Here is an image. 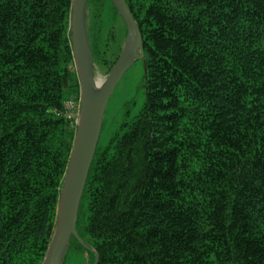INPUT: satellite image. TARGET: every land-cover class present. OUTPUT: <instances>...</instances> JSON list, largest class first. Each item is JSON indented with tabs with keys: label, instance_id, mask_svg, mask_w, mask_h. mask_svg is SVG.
Here are the masks:
<instances>
[{
	"label": "trees",
	"instance_id": "obj_1",
	"mask_svg": "<svg viewBox=\"0 0 264 264\" xmlns=\"http://www.w3.org/2000/svg\"><path fill=\"white\" fill-rule=\"evenodd\" d=\"M71 3L0 0V264H41L54 234L80 93ZM125 3L145 99L97 144L83 244L62 264L68 248L88 264H264V0Z\"/></svg>",
	"mask_w": 264,
	"mask_h": 264
},
{
	"label": "water",
	"instance_id": "obj_2",
	"mask_svg": "<svg viewBox=\"0 0 264 264\" xmlns=\"http://www.w3.org/2000/svg\"><path fill=\"white\" fill-rule=\"evenodd\" d=\"M87 0H72L70 14L73 62L79 81L80 111L68 167L62 183L56 226L41 264H62L71 236L83 244L75 230L79 201L102 127V115L107 99L124 72L143 57V42L139 27L125 0H111L126 27L120 53L104 80L95 88L93 60L86 36Z\"/></svg>",
	"mask_w": 264,
	"mask_h": 264
},
{
	"label": "rangeland",
	"instance_id": "obj_3",
	"mask_svg": "<svg viewBox=\"0 0 264 264\" xmlns=\"http://www.w3.org/2000/svg\"><path fill=\"white\" fill-rule=\"evenodd\" d=\"M85 25L90 27L91 44L95 53L93 79L96 85L106 77L123 45L125 26L110 0H105L96 13L91 6L85 14ZM147 55L135 60L124 72L110 93L102 115V127L98 146L107 144L118 127L132 118L140 110L145 99L144 74ZM112 64V65H111ZM110 66V67H109ZM63 264H88L86 252L68 248Z\"/></svg>",
	"mask_w": 264,
	"mask_h": 264
},
{
	"label": "built area",
	"instance_id": "obj_4",
	"mask_svg": "<svg viewBox=\"0 0 264 264\" xmlns=\"http://www.w3.org/2000/svg\"><path fill=\"white\" fill-rule=\"evenodd\" d=\"M66 109L68 117L71 118L73 123L76 125L80 111V98H77L76 100L67 101Z\"/></svg>",
	"mask_w": 264,
	"mask_h": 264
},
{
	"label": "flooded vegetation",
	"instance_id": "obj_5",
	"mask_svg": "<svg viewBox=\"0 0 264 264\" xmlns=\"http://www.w3.org/2000/svg\"><path fill=\"white\" fill-rule=\"evenodd\" d=\"M110 2H111V0H110ZM112 3V2H111ZM113 5V4H112ZM116 10V9H115ZM118 13V12H117ZM119 15V14H118ZM119 17H120V15H119ZM121 18V17H120ZM122 20V19H121ZM123 21V20H122ZM124 23V22H123ZM124 26H125V24H124ZM125 30H126V27H125ZM125 36H126V33H125ZM124 40H125V38H124ZM123 43H124V41H123ZM122 48V47H121ZM121 50V49H120ZM119 53H120V51H119ZM117 58V57H116Z\"/></svg>",
	"mask_w": 264,
	"mask_h": 264
},
{
	"label": "bare ground",
	"instance_id": "obj_6",
	"mask_svg": "<svg viewBox=\"0 0 264 264\" xmlns=\"http://www.w3.org/2000/svg\"><path fill=\"white\" fill-rule=\"evenodd\" d=\"M97 86H99V85H96L95 88H97Z\"/></svg>",
	"mask_w": 264,
	"mask_h": 264
}]
</instances>
